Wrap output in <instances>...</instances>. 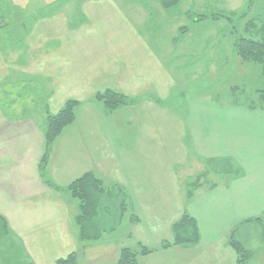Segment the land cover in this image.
I'll list each match as a JSON object with an SVG mask.
<instances>
[{"label": "crops", "instance_id": "obj_1", "mask_svg": "<svg viewBox=\"0 0 264 264\" xmlns=\"http://www.w3.org/2000/svg\"><path fill=\"white\" fill-rule=\"evenodd\" d=\"M130 36L140 45L119 46L116 51L125 53V60L114 62H126V73L117 70L110 77L100 78L102 70L93 66L90 99L103 89L147 101L165 97V85L171 84L172 79L170 73L166 77L164 70L172 61L168 53L160 56L164 44L146 38L142 31H130ZM52 42L54 45L57 40ZM45 45L49 47V43ZM59 48L49 47L43 55L46 60L50 54L55 55L61 62L57 66L65 71L68 64L56 56ZM131 51L143 54L149 62H128ZM4 57L0 52V80L9 75L5 76ZM181 68L175 67L177 71ZM48 87L46 99L60 107L63 99L56 97L53 83ZM209 97V102L204 103L193 98L185 113L156 104L137 109L139 114H148L146 122L136 132L132 129L136 124L127 126L128 131L125 129L122 135L126 139L123 149L116 143L121 136L117 137L113 130L120 126L109 122L118 120V113L105 115L99 106L89 103L90 99L79 102L74 122L54 141L43 171L38 165L44 151V117L39 116L40 120L24 116V108H0V217L8 231L7 244H14L18 251L0 247V264L13 260L15 255L28 264H56L74 252L79 264L117 263L119 252L116 254L111 235L93 245L79 243L75 224L78 201L65 189L89 172L105 187L114 185L123 190L125 206L134 211L130 223L146 229L148 234L145 244L140 245L172 255L171 260L164 257L151 264H236L231 238L249 254V264L252 249L243 242L241 234L250 226L254 232L251 238L262 239L264 231V109ZM49 102L46 108L50 113ZM7 112H12L13 118H8ZM130 112L132 115L135 111ZM19 115L23 117L16 118ZM129 120L125 115L118 121L130 124ZM165 213L174 216L165 217ZM183 214L195 221L198 243L161 249L163 243L172 244L171 227ZM254 219L261 220L252 222ZM164 229V234L170 230L169 241L158 240ZM155 252L137 259L144 262Z\"/></svg>", "mask_w": 264, "mask_h": 264}, {"label": "rangeland", "instance_id": "obj_2", "mask_svg": "<svg viewBox=\"0 0 264 264\" xmlns=\"http://www.w3.org/2000/svg\"><path fill=\"white\" fill-rule=\"evenodd\" d=\"M8 1L20 8L23 18L21 21L18 17L20 15H16L15 12L0 13V25L4 27L1 33L4 35L12 33L9 41L2 42L1 54L7 61L5 76L9 75L6 79L0 80L1 109L24 108V116L40 120H42L40 117H44L45 120L46 113H49L46 103L49 101L54 106L53 108L49 102L51 110L49 114L55 115L67 101L74 100L79 103L89 100L90 78L95 74L93 66H96L98 71L102 70L100 78L110 77L117 70L125 72L126 62L124 64L114 62L125 60L126 54H119L116 51L119 46L140 45L130 36V31H142L146 38L155 43L159 40L164 44L160 56L168 53L172 61L168 63V68L164 65L166 77L170 73L172 83H166L165 97L162 99L155 97L148 101L133 99L117 92L130 102L113 113H118L116 115L118 120L127 115V119L132 121L128 124L114 119L109 120L115 127L120 126L113 129L117 131V137L118 134L121 136L116 140L120 148L123 149L125 146L126 139H123L122 135L125 129L128 131L127 126L136 124L132 127L136 132L141 130L142 123L146 122L148 114H139L136 111L144 106L152 104L172 106L185 113L193 98L196 97L197 101L204 103L211 96L219 102L233 100L246 106L255 105L264 109V102L260 104L256 93L264 91V81L259 68L252 63L241 62L233 46L238 35L245 36L246 23L256 21L257 17L264 15V0H180L170 9L162 8L160 0ZM14 20L17 23H14ZM15 34H20L22 39L18 42L12 41ZM53 40H57L54 45ZM47 43L49 47H60L56 56L62 57L68 64L65 71L57 66L61 65V62L57 61L55 55L50 54L46 60L43 50L49 48L45 45ZM127 56L128 60H131L128 61L130 63L133 61L147 63L150 60L144 59L143 54L134 51L129 52ZM172 56H175L174 59ZM162 62L165 63L163 60ZM178 65L183 67L181 68L183 70L177 71L175 67ZM49 81L58 92L56 97L63 99L61 108L57 107L54 101L46 99L49 96L46 87L52 85ZM104 91L103 89L95 93L89 101L99 106L102 111V104L95 100V96L102 95ZM144 96L146 94L142 95ZM199 104L197 103L198 107ZM132 110L135 112L131 115ZM149 114L154 118L151 112ZM7 116L13 118L12 112H7ZM19 117L23 115L16 118ZM143 119L145 121H142ZM44 122L42 125L45 129ZM128 134L130 136V133ZM209 182L210 180L207 183ZM133 213L131 207L126 205L121 216L113 211L108 214L112 219L109 227H112L113 231L105 233L102 237L111 235L110 239L117 246V249L114 248L116 254L120 247L137 252L140 250V243L146 242L145 238L148 235L146 229L134 227L130 223ZM164 216L171 218L174 214L165 213ZM163 231L166 232V229L161 230V236L152 234L158 235V240L163 238L169 241L170 230L166 234ZM253 235L250 226L241 234L243 242L252 249L253 257L249 264H264V241L256 237L251 238ZM159 250L154 251L155 253L144 262L137 259L138 264L155 263L164 257L171 260V253L167 254L163 250L158 252Z\"/></svg>", "mask_w": 264, "mask_h": 264}, {"label": "trees", "instance_id": "obj_3", "mask_svg": "<svg viewBox=\"0 0 264 264\" xmlns=\"http://www.w3.org/2000/svg\"><path fill=\"white\" fill-rule=\"evenodd\" d=\"M180 0H160V5L164 9L175 7ZM20 8L13 5L8 0H0V13L15 12L22 21V12ZM1 16V14H0ZM1 20V17H0ZM14 23L15 22L14 20ZM245 36L238 35L233 44L234 52L238 59L243 63H252L258 66L260 76L264 81V15L257 17L256 21H249L245 25ZM23 28V24L21 23ZM24 29V28H23ZM4 27L0 25V52L2 50V42L9 41L12 33L5 35L1 33ZM9 31V30H7ZM22 39L20 34H15L11 39L18 42ZM4 50V49H3ZM258 94L260 104L264 102V91H256ZM95 100L102 104V109L105 114H112L121 107L127 106L129 100L122 94L117 93L111 89H106L103 94H96ZM79 103L74 100L67 101L63 107L55 114L46 113L45 129L43 132L44 138V151L40 159L38 169L43 171L47 165L49 153L54 141L59 137L61 132L70 126L75 120V109ZM257 106H250L255 108ZM201 179L198 177L195 181L197 185ZM191 185L190 188H193ZM70 193L71 197L78 201V215L75 218V224L79 230V243L84 246L93 245L101 240L102 235L113 231L109 227L112 219L109 217L110 211L119 216L125 208V194L118 186L105 187L103 182L92 173H85L73 180L65 189ZM191 198V191L187 193V199ZM118 216V217H119ZM117 217V219H118ZM133 218V216L131 215ZM104 219V222L102 220ZM261 219H254L252 222H259ZM172 244L163 243L161 248L170 246H192L196 245L199 241V233L195 221L187 214L182 217L171 227ZM264 240V231L263 238ZM8 243V231L5 221L0 217V247L6 251L17 253L14 244ZM230 246L237 254L236 264H247L249 254L244 251L241 246L236 243L232 238ZM154 252V249H148L140 246L139 251H132L128 248L119 250L118 259L116 264H138V256H146ZM15 255L13 260H8L6 264H28L26 261L19 260ZM56 264H79L76 253H71L63 259L57 260Z\"/></svg>", "mask_w": 264, "mask_h": 264}]
</instances>
